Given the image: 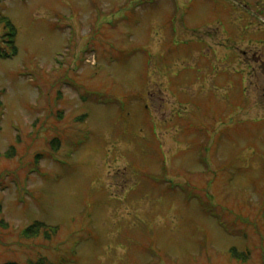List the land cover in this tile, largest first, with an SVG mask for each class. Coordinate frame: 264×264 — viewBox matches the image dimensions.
I'll return each mask as SVG.
<instances>
[{"label":"rangeland","instance_id":"obj_1","mask_svg":"<svg viewBox=\"0 0 264 264\" xmlns=\"http://www.w3.org/2000/svg\"><path fill=\"white\" fill-rule=\"evenodd\" d=\"M2 18L0 264H264V0H0ZM35 222L57 235L24 237Z\"/></svg>","mask_w":264,"mask_h":264},{"label":"trees","instance_id":"obj_2","mask_svg":"<svg viewBox=\"0 0 264 264\" xmlns=\"http://www.w3.org/2000/svg\"><path fill=\"white\" fill-rule=\"evenodd\" d=\"M0 29H2L4 32H2V36H0V59H11L13 57L17 56V49L15 47L16 44V28L13 27L10 19L8 18H2L0 19ZM11 153V152H10ZM10 153H7L9 155ZM58 230L54 227H49L44 225L43 223L35 222L31 226L27 227L23 234L26 238H39L40 236H43L45 239L49 240L53 236L57 235ZM244 236L246 234V231L243 232ZM247 238V237H244ZM231 254H233L234 258L236 257L240 262H247L249 259V253L245 254H239L236 250L232 249L230 251ZM30 264H51L49 260L40 259L37 262L30 261Z\"/></svg>","mask_w":264,"mask_h":264}]
</instances>
